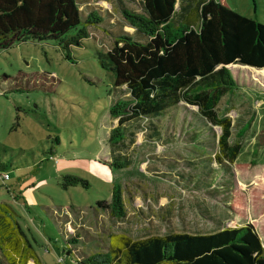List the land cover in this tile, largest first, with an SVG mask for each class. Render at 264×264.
Returning <instances> with one entry per match:
<instances>
[{
  "label": "rangeland",
  "instance_id": "1",
  "mask_svg": "<svg viewBox=\"0 0 264 264\" xmlns=\"http://www.w3.org/2000/svg\"><path fill=\"white\" fill-rule=\"evenodd\" d=\"M76 1L83 20L93 12L101 22L88 27L89 37L67 52L71 61L54 41L0 51V173L9 176L0 181V203L12 208L40 263L73 264L104 253L110 234L141 240L211 234L242 224L224 202L236 190L256 191L262 182L264 76L229 68L236 86L220 98L215 112L230 121L228 145L238 152L233 163L219 150L220 126L184 102L157 119L132 121L125 147L112 150L108 137L117 120L109 110L128 95L125 87L115 88L99 55L116 37L140 40L121 10L145 11L141 0ZM205 1L176 0L172 24L187 20L197 29L195 7ZM222 2L264 24V0ZM122 156L129 165L111 168ZM63 175L79 177L88 187L64 190ZM114 187L120 190L123 219L98 205L109 207ZM253 196L249 221L264 243V218L252 219L264 200Z\"/></svg>",
  "mask_w": 264,
  "mask_h": 264
},
{
  "label": "trees",
  "instance_id": "2",
  "mask_svg": "<svg viewBox=\"0 0 264 264\" xmlns=\"http://www.w3.org/2000/svg\"><path fill=\"white\" fill-rule=\"evenodd\" d=\"M141 3L145 15L121 10L125 22L141 39L116 37L113 47L99 55L102 67L114 76L115 88L125 87L128 95L109 110L112 120H117L108 137L110 149L125 147L127 136H131L126 126L132 121L157 119L184 102L196 107L212 126H220L219 150L228 153V162L233 163L238 152L228 145L230 121L219 119L215 108L225 92L236 86L229 68L237 65L264 76V24L231 10L222 0H206L195 7L197 29L187 20L175 26L171 20L176 0ZM100 22L93 12L83 20L76 0H0V51L24 42L54 41L71 61L67 52L81 46L89 37L87 28ZM216 160L221 164L219 157ZM128 165L122 156L110 166L121 170ZM3 169L0 163V171ZM60 186L64 190L87 188L88 183L63 175ZM253 195L264 200V173L256 191L236 190L224 202L232 216L243 221L240 225L211 234L170 233L141 240L110 234L106 252L73 264H264V243L249 221ZM98 205L109 209L112 217L124 218L118 187L113 188L109 207ZM258 218H264V207L252 219ZM2 260L6 264H41L6 203H0V264Z\"/></svg>",
  "mask_w": 264,
  "mask_h": 264
},
{
  "label": "built area",
  "instance_id": "3",
  "mask_svg": "<svg viewBox=\"0 0 264 264\" xmlns=\"http://www.w3.org/2000/svg\"><path fill=\"white\" fill-rule=\"evenodd\" d=\"M9 179V176L8 174L6 173H3V174H0V181L3 182V181H8ZM61 261V260H60Z\"/></svg>",
  "mask_w": 264,
  "mask_h": 264
},
{
  "label": "crops",
  "instance_id": "4",
  "mask_svg": "<svg viewBox=\"0 0 264 264\" xmlns=\"http://www.w3.org/2000/svg\"><path fill=\"white\" fill-rule=\"evenodd\" d=\"M9 180V179H8ZM251 221V220H250Z\"/></svg>",
  "mask_w": 264,
  "mask_h": 264
}]
</instances>
